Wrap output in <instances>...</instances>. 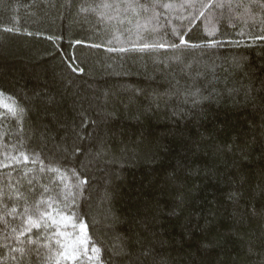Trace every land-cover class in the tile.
<instances>
[{
    "label": "trees",
    "instance_id": "obj_1",
    "mask_svg": "<svg viewBox=\"0 0 264 264\" xmlns=\"http://www.w3.org/2000/svg\"><path fill=\"white\" fill-rule=\"evenodd\" d=\"M192 2L0 0V264H264V0Z\"/></svg>",
    "mask_w": 264,
    "mask_h": 264
},
{
    "label": "snow or ice",
    "instance_id": "obj_2",
    "mask_svg": "<svg viewBox=\"0 0 264 264\" xmlns=\"http://www.w3.org/2000/svg\"><path fill=\"white\" fill-rule=\"evenodd\" d=\"M131 6V5H130ZM162 7H171L172 5H161ZM183 6V5H182ZM188 7H195V0H193L192 3H189L187 5ZM103 7H111V5H103ZM205 7H223V5H205L203 0H200V9H204ZM205 13L203 11H199L198 9V15H193L192 19L189 20V24L192 23L193 20H196L199 18V16H204ZM178 37V43L176 41H171L168 43H144L139 50L143 51L145 49H155V48H168L171 50H175L177 52H182L181 46H187L189 37H187L186 34L177 32L176 33ZM215 32L209 31L205 37L202 39H205L207 41V47L208 48H214L218 47L219 44L214 38ZM207 37H213L212 39H207ZM260 39H264V36L259 37ZM79 43V41H77ZM227 43H231V41H228ZM239 42H237L238 44ZM93 47H101L100 44H94ZM193 48H204L205 45L202 44H194L192 45ZM107 51L113 52V51H120V52H126L127 49L120 48V49H113V48H107ZM175 60L180 61L181 56L176 55L174 57ZM71 67V65H69ZM73 71H77L76 68H72ZM82 71V70H81ZM197 93H191L193 97L196 96ZM187 96V94H185ZM187 99L185 100V103H187ZM193 103H196L197 101L193 99ZM23 108L19 110L20 112V118L22 119L23 116ZM175 114V113H174ZM24 163H28V157L24 156ZM7 167V165H5ZM55 171V169H52ZM81 184H86L87 180L83 179L80 180ZM74 206V200L71 204L66 205V208H72ZM14 211V209H13ZM41 217H43L45 220H50L52 225H59L60 229L56 232L57 236L64 237L68 240L67 244H61V248L64 249L63 251L59 252L58 255L64 260V261H73L76 262V264H85V261L87 264H93V262L97 261L100 256L101 249L97 247L89 238V225L85 220H78V218L74 215H69L67 213H63L59 210L52 212V213H41ZM27 223L30 225L29 230L31 227L39 228L41 225L39 222L31 220L27 221ZM71 229V231H69ZM23 235V232L20 233ZM39 255V253H37ZM147 254V253H145ZM56 264H60V260H56Z\"/></svg>",
    "mask_w": 264,
    "mask_h": 264
}]
</instances>
